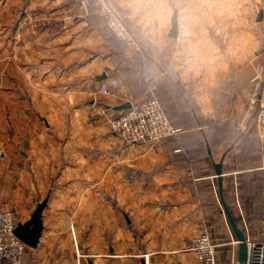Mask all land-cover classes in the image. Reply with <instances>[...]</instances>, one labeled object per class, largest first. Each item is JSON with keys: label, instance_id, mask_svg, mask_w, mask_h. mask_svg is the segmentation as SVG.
<instances>
[{"label": "crops", "instance_id": "crops-1", "mask_svg": "<svg viewBox=\"0 0 264 264\" xmlns=\"http://www.w3.org/2000/svg\"><path fill=\"white\" fill-rule=\"evenodd\" d=\"M80 3L0 0V208L25 222L49 197L25 264H196L188 249L205 229L238 257L214 163L223 160L239 227L261 234L246 204L264 180V149L256 165L243 144L254 126L264 142L247 106L252 77L264 70V0H115L140 46L120 57ZM139 54L153 59L180 138L124 143L112 131L117 107L139 101L126 82ZM112 77L120 85L100 93ZM206 121L225 128L220 143Z\"/></svg>", "mask_w": 264, "mask_h": 264}, {"label": "built area", "instance_id": "built-area-1", "mask_svg": "<svg viewBox=\"0 0 264 264\" xmlns=\"http://www.w3.org/2000/svg\"><path fill=\"white\" fill-rule=\"evenodd\" d=\"M81 7L90 12L92 5L105 19L113 33L129 46L140 48L135 35L125 23V17L113 5L112 0H81ZM120 85L118 78L103 82L100 93L111 94L113 88ZM247 106L256 116L258 125H264V70L258 67L252 77V88L247 98ZM112 131L124 143L149 142L157 145L160 142L180 138L182 129L176 127L164 109L157 86L151 87L146 96L133 102L128 109L121 110L110 120ZM19 220L14 211L0 208V264H25L29 247L15 234ZM264 225V217L262 220ZM238 244V241H234ZM247 264H264V230L261 234L247 236ZM222 244L214 240L211 231L205 229L190 243L189 251L193 252L196 264H219V248ZM232 264H238L235 256Z\"/></svg>", "mask_w": 264, "mask_h": 264}, {"label": "trees", "instance_id": "trees-1", "mask_svg": "<svg viewBox=\"0 0 264 264\" xmlns=\"http://www.w3.org/2000/svg\"><path fill=\"white\" fill-rule=\"evenodd\" d=\"M176 6L179 7L180 3L176 4ZM89 19L91 21L95 22L96 24H99V25H102L105 27L109 40L111 41V43L115 44V46H117L119 48L117 50H118V55L120 57L122 50L127 48L129 45L125 41H123L122 39L117 37L113 33L112 30H110V28L106 24L105 19L99 14L96 6H94V5L91 6ZM152 60H153L152 57L149 55H140L139 54L135 57L134 67L131 70V72L129 73V78L126 81L133 89L134 100H139V101L142 100L144 98L145 94H147L150 91L151 87L157 86V85H155V79L153 78V75L149 69L150 64L152 63ZM138 73H141L143 75V78H139ZM157 88H158V92H159V95L161 98L162 105H163L164 109L166 110L168 116L170 117L172 123L176 127L182 128L181 126L176 125V123H175L176 119H175L174 115L166 107L164 92L161 90V88H159V87H157ZM142 94H143V96H142ZM255 116L256 115L254 114V118H255ZM206 124L210 125L211 127H215L216 135L213 138V143L214 144H217L218 142L220 143L221 142L220 138L225 137V134H226L225 128L221 127L220 124L214 123L212 121H206ZM242 135H243V133L239 134L240 137H242ZM244 141H246V143L243 144V147H245L248 152L254 153V156L256 158H254V160L252 162H255V164L257 165L260 162L259 159L261 158V155H258V157H257V155H255V152L257 150L260 151L261 149H264V142L261 140V138H259L256 126L252 127V129L250 130L249 136L244 137ZM240 160L241 159H239V161ZM257 185L259 188L257 187V195L255 196L256 197L255 200L254 201H248V203L247 204L245 203V204L247 207V212H248V209L256 208V211L253 214L256 215V217H259L260 219L263 220V217H264V197L261 196V194H258V191L259 192L263 191L264 180L260 181L258 179ZM227 191L226 190L224 191V195H225V201H226L227 205H229V196H228ZM250 206H252L253 208H250ZM260 219H258V220H260ZM237 222L239 223V225L241 224L240 219H237ZM214 240L216 242L222 244V246L219 248V253H221V257L219 254V259L223 258L224 261H225V259L228 261L229 253H230V249H231L230 241H225V240L220 241L217 237L214 238ZM225 242H227V243H225Z\"/></svg>", "mask_w": 264, "mask_h": 264}, {"label": "water", "instance_id": "water-1", "mask_svg": "<svg viewBox=\"0 0 264 264\" xmlns=\"http://www.w3.org/2000/svg\"><path fill=\"white\" fill-rule=\"evenodd\" d=\"M178 9H175L173 17H172V28L170 31V37L177 38L178 31ZM263 11L259 13V20H262ZM132 106V101H127L126 103L117 107L119 111L128 109ZM215 171L218 178L219 184V193L222 200L224 212L227 215L230 226L234 232V235L238 241V259L239 264H247L248 259V247L246 244V234L239 227L237 221L235 220L231 210L229 209L223 192V160L218 163H214ZM49 197L39 202L32 212L29 220L25 222H19L17 227L15 228L16 236L23 241L29 248H36L39 243L43 233L44 224H43V213L47 207ZM145 264V262H143Z\"/></svg>", "mask_w": 264, "mask_h": 264}, {"label": "rangeland", "instance_id": "rangeland-1", "mask_svg": "<svg viewBox=\"0 0 264 264\" xmlns=\"http://www.w3.org/2000/svg\"><path fill=\"white\" fill-rule=\"evenodd\" d=\"M112 3H113V5L116 7V9L117 10H119L118 8H117V6L115 5V0H112ZM91 11V10H90ZM90 13V12H89ZM2 61H3V59H1L0 60V70L2 69V66H3V64H2ZM3 73H0V75H2ZM2 90H4V85H2ZM4 101H5V99H4V97H0V102L2 103L1 105H4ZM114 117V116H113ZM254 121H255V123H256V125H258L257 124V122H256V119L254 118ZM111 124V123H110ZM258 126H263V125H258ZM116 137H118L117 135H116ZM119 138V137H118ZM236 254H237V252L234 250V247H231V249H230V253H229V255H230V257H231V259H230V263L232 264V262H233V257L235 256V260H236V262L238 261V257L236 256Z\"/></svg>", "mask_w": 264, "mask_h": 264}]
</instances>
